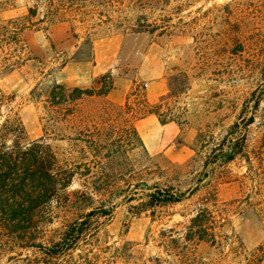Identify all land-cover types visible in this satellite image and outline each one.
Listing matches in <instances>:
<instances>
[{"label": "rangeland", "instance_id": "1", "mask_svg": "<svg viewBox=\"0 0 264 264\" xmlns=\"http://www.w3.org/2000/svg\"><path fill=\"white\" fill-rule=\"evenodd\" d=\"M263 67L264 0H0L1 121L104 191L0 215V264H264ZM156 190L181 200L144 211ZM81 207L85 240L48 258Z\"/></svg>", "mask_w": 264, "mask_h": 264}, {"label": "trees", "instance_id": "2", "mask_svg": "<svg viewBox=\"0 0 264 264\" xmlns=\"http://www.w3.org/2000/svg\"><path fill=\"white\" fill-rule=\"evenodd\" d=\"M29 13L30 16H34L35 12L29 9ZM14 22L16 20H8V23ZM262 76L264 77V67ZM56 86L60 91L58 93L53 92L51 99L57 105L68 100L80 99L83 94L93 96V93L79 88H74L68 92L65 87ZM110 89L111 86H106L104 92H99L98 95H106ZM171 90L173 89L170 85ZM262 98L256 99V109L259 107ZM164 100L165 98L161 97L160 103H163ZM6 101V96L0 91V215L9 219L27 220L35 215L40 206L51 204L54 200L61 201L63 198V202L68 208L77 205L79 201L85 202V206H91L97 196L104 194L100 187L88 188L83 191H69L74 172L60 167L56 155L48 146L37 142L30 145L24 144L21 141V133L24 132V127L19 117L8 116L1 121L2 110L6 106ZM144 103L147 105L145 99ZM153 113L158 115V119L163 125L175 121L174 119H164L161 114L154 110L147 111L142 117ZM132 132L147 152L135 127H132ZM233 159L234 154L227 157L228 161ZM158 194H160L158 190L147 194L148 201L144 211L154 208L158 204L175 203L181 200L170 192L164 193L163 199H160ZM87 209L85 207L74 209L77 218L65 225L60 240L52 243L50 247H44L43 253L48 258L58 260L65 257L71 254L81 241L85 240L86 233L90 228L88 220L96 212L94 208L90 211ZM87 264L92 263L89 261Z\"/></svg>", "mask_w": 264, "mask_h": 264}]
</instances>
